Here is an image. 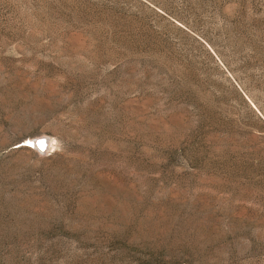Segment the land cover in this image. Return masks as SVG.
Segmentation results:
<instances>
[{"label":"rangeland","instance_id":"1","mask_svg":"<svg viewBox=\"0 0 264 264\" xmlns=\"http://www.w3.org/2000/svg\"><path fill=\"white\" fill-rule=\"evenodd\" d=\"M0 264H264V0H0Z\"/></svg>","mask_w":264,"mask_h":264},{"label":"water","instance_id":"2","mask_svg":"<svg viewBox=\"0 0 264 264\" xmlns=\"http://www.w3.org/2000/svg\"><path fill=\"white\" fill-rule=\"evenodd\" d=\"M35 145L40 150H45L48 147V140L45 138H42L35 142Z\"/></svg>","mask_w":264,"mask_h":264},{"label":"bare ground","instance_id":"3","mask_svg":"<svg viewBox=\"0 0 264 264\" xmlns=\"http://www.w3.org/2000/svg\"><path fill=\"white\" fill-rule=\"evenodd\" d=\"M43 151V150H42Z\"/></svg>","mask_w":264,"mask_h":264}]
</instances>
